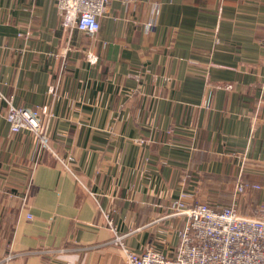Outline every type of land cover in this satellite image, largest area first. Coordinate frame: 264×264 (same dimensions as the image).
<instances>
[{"label":"crops","instance_id":"0c3cea01","mask_svg":"<svg viewBox=\"0 0 264 264\" xmlns=\"http://www.w3.org/2000/svg\"><path fill=\"white\" fill-rule=\"evenodd\" d=\"M0 80L72 156H38L0 101V264H126L105 213L141 250L177 243L180 194L264 202V0H112L93 36L54 0H0ZM238 177L259 187L233 198Z\"/></svg>","mask_w":264,"mask_h":264},{"label":"built area","instance_id":"2783aa9c","mask_svg":"<svg viewBox=\"0 0 264 264\" xmlns=\"http://www.w3.org/2000/svg\"><path fill=\"white\" fill-rule=\"evenodd\" d=\"M54 1L64 24L68 23L93 36L99 28V17L107 10L112 0ZM129 1L131 0H125ZM150 26L151 23H148L146 28ZM0 101L5 105L4 116L10 131H29L33 136L34 150L38 156L42 152L48 153L71 172L72 156H59L51 145L46 107L14 105L12 97L3 94L1 89ZM38 161L39 159L34 161L33 167ZM27 185L28 190L22 197L23 204L27 203L31 179ZM248 187L258 188L259 185H250L238 177L234 184L233 198L245 193ZM89 194L98 203L97 194L93 191H89ZM170 209L172 215L185 216V222L177 230V243H165V248L145 245L141 250L129 247L123 241L124 234L117 232L112 217L104 214L106 224L112 232L111 242L119 246L126 264H264V202L254 207L255 214L248 215L240 213L234 203L217 210L201 201L186 203L180 194ZM31 216L29 213L26 215L27 218ZM35 252L37 251L25 253ZM22 255L24 254L8 253L3 259V264Z\"/></svg>","mask_w":264,"mask_h":264},{"label":"rangeland","instance_id":"374dc122","mask_svg":"<svg viewBox=\"0 0 264 264\" xmlns=\"http://www.w3.org/2000/svg\"><path fill=\"white\" fill-rule=\"evenodd\" d=\"M147 140V139H146ZM183 201L184 202H186L184 199H183ZM201 202H204V201H201ZM173 203V202H172ZM172 203H171V205H172ZM187 203V202H186ZM171 205H170V207H171ZM171 213V209H170V212H169V214Z\"/></svg>","mask_w":264,"mask_h":264}]
</instances>
